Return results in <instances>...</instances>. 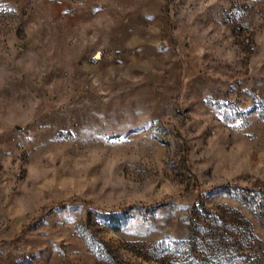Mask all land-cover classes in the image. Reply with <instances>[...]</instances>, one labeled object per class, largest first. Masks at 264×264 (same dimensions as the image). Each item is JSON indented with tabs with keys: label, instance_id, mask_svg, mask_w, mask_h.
Returning <instances> with one entry per match:
<instances>
[{
	"label": "rangeland",
	"instance_id": "rangeland-1",
	"mask_svg": "<svg viewBox=\"0 0 264 264\" xmlns=\"http://www.w3.org/2000/svg\"><path fill=\"white\" fill-rule=\"evenodd\" d=\"M0 264H264V0H0Z\"/></svg>",
	"mask_w": 264,
	"mask_h": 264
},
{
	"label": "trees",
	"instance_id": "trees-1",
	"mask_svg": "<svg viewBox=\"0 0 264 264\" xmlns=\"http://www.w3.org/2000/svg\"><path fill=\"white\" fill-rule=\"evenodd\" d=\"M196 247V243H192L190 245V248L185 252V254H193L194 253V248Z\"/></svg>",
	"mask_w": 264,
	"mask_h": 264
}]
</instances>
